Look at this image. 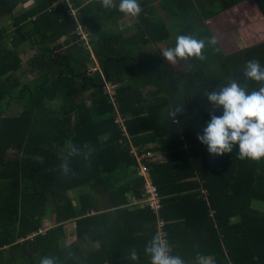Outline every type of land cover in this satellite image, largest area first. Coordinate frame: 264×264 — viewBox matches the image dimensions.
Segmentation results:
<instances>
[{"label":"trees","instance_id":"trees-1","mask_svg":"<svg viewBox=\"0 0 264 264\" xmlns=\"http://www.w3.org/2000/svg\"><path fill=\"white\" fill-rule=\"evenodd\" d=\"M158 1L179 35L205 41L203 58H186L183 72L165 60L148 69L144 49L171 46L165 19L154 18L148 0H137L129 36L116 32L119 0L111 7L102 0H0V264H40L45 256L56 264H150L144 248L157 218L170 254L184 264H200L198 256L264 264V212L253 205L264 202V157L240 159L235 148L210 155L197 140L210 118L206 91L232 80L246 90L260 86L243 68L253 59L264 65V0ZM248 7L262 20L261 29L249 28L255 43L225 52L210 21ZM242 15L248 22V12ZM28 51L35 53L25 61ZM114 101L125 124L116 121ZM150 141V151L164 156L141 162L160 196L158 216L138 203L145 179L132 152V143L142 149ZM71 146L79 151L69 154ZM69 224L78 241L95 245L81 251L80 262L66 244Z\"/></svg>","mask_w":264,"mask_h":264},{"label":"clouds","instance_id":"clouds-1","mask_svg":"<svg viewBox=\"0 0 264 264\" xmlns=\"http://www.w3.org/2000/svg\"><path fill=\"white\" fill-rule=\"evenodd\" d=\"M103 7H111V0H102ZM118 10L128 16H137L141 9L137 0H119ZM209 44L215 43V38H209ZM203 39L193 35H177L173 47L161 51L165 61L175 64L177 59L196 57L202 59ZM243 75L252 81L260 82L258 89L246 90L236 80L217 86L213 91H206L209 120L197 135V140L210 155L220 156L230 153L233 148L240 159L258 160L264 157V65L258 60H249L243 68ZM181 109H176L170 115ZM79 150L71 146L69 154ZM64 173H68L67 163L62 164ZM144 252L150 257V264H184L179 256L170 254L167 241L156 235L149 240ZM133 260L137 258L135 249L131 251ZM200 264H212L203 257H197ZM40 264H56L52 257H42Z\"/></svg>","mask_w":264,"mask_h":264},{"label":"rangeland","instance_id":"rangeland-1","mask_svg":"<svg viewBox=\"0 0 264 264\" xmlns=\"http://www.w3.org/2000/svg\"><path fill=\"white\" fill-rule=\"evenodd\" d=\"M248 5H243V7ZM243 12H248L249 16V24L245 21L244 18L245 15H242ZM250 10V7L246 9V11H242V9H236L232 12H227L225 14H221L210 21V26L212 29V32L216 39L218 40V43L225 52L232 51L233 49L239 50V48H242L244 46L254 44L256 38L253 37V32L249 29L250 27L255 28L256 30L261 29L262 27V20L258 12L255 11V8L253 9V12ZM248 18V17H247ZM246 18V19H247ZM229 25L230 29H228ZM233 26H238L240 28V31L242 34L237 33L233 28ZM179 25L177 23H174V27L171 28V35L169 39L171 47L175 45L176 42V36L179 35L178 28ZM262 37H264V32L261 33ZM27 48L23 49L24 53H26ZM161 49L160 47H155L154 50H148V53H146V57L149 59V70H155L160 67V64L162 61H164V58L161 56ZM145 52V51H144ZM35 53V52H34ZM32 51H28L27 57L24 55V60L26 61L30 56L34 54ZM168 62V61H167ZM171 63V62H168ZM172 64V63H171ZM174 68H176L178 71H185L189 64L185 59L178 58L175 64H172ZM97 67V65H95ZM96 69V68H95ZM93 68L92 71L95 70ZM254 207L260 209V211L264 212V202H254ZM70 228V227H68Z\"/></svg>","mask_w":264,"mask_h":264},{"label":"crops","instance_id":"crops-1","mask_svg":"<svg viewBox=\"0 0 264 264\" xmlns=\"http://www.w3.org/2000/svg\"><path fill=\"white\" fill-rule=\"evenodd\" d=\"M141 1H147V0H139V2ZM149 2H151L150 6L152 7V11L154 13V18H162V19H165V22H166V29L167 31L169 32V34L171 35V28L174 27V23H176V20H173L169 14L167 13V11H165V5H161L160 1L158 2H153V0H148ZM33 4V2H28L26 3L25 5H23V7L27 8V7H31V5ZM72 12H76L75 10H73ZM76 15V13H73ZM117 20H118V25L120 26L119 28H116V32H120L122 31L123 32V35L124 36H129L130 34L132 35L133 33L136 32V23H137V19L133 16H128V15H125V14H121V15H118L117 16ZM102 22H105V20H102ZM106 23V22H105ZM107 27L108 28H111L112 27V24L110 22H107ZM172 46V45H171ZM170 46V47H171ZM158 47H160L161 49H165V48H169V46L167 45H164V44H160ZM154 50V46H147L146 49H144L143 51V54H149L148 53V50ZM146 56V55H145ZM32 57V56H30ZM29 57V58H30ZM115 103V108H116V116L115 118L120 115L121 118H123V121H124V124H125V116H123L122 112L120 111V109L118 108V103ZM126 127V125L124 126ZM126 133L128 134V137H130V134L127 132V128H126ZM154 143H152L151 141L148 142V143H145V145L142 147V149L138 148V146H135L134 143H132V152L134 153V155L137 157V162H138V158H142L140 163L142 162V160H146V161H151V162H154V161H158V162H161L164 160V156L162 153H154L152 151H150V149L152 147H154ZM148 149V151H146ZM150 180V178H149ZM150 182H152L150 180ZM141 208L143 207H147V206H142L140 205ZM149 208V207H148ZM153 213L154 211L149 208ZM70 227V228H68ZM66 233H67V239H66V244H68L70 246V248L72 249L70 252L73 253V262H80V259L79 257H81V251H83V253H88V252H91V248L92 246H95L91 243H88L87 241L86 242H81V241H78L76 238H75V229H74V225H68L66 227ZM76 241L80 242L81 245H76L75 248L72 247V245L74 243H76ZM192 247V246H191ZM170 250V248H169ZM186 252L190 251V250H185ZM193 252V251H192ZM193 256L192 255H189L188 254V258L191 259V257ZM205 261H207L206 259H204Z\"/></svg>","mask_w":264,"mask_h":264},{"label":"built area","instance_id":"built-area-1","mask_svg":"<svg viewBox=\"0 0 264 264\" xmlns=\"http://www.w3.org/2000/svg\"><path fill=\"white\" fill-rule=\"evenodd\" d=\"M75 15V14H74ZM78 34L81 35L83 40H86V44L89 42V34L85 32V29H83L81 26L77 29ZM95 69V68H94ZM98 69V66L96 67L95 70ZM109 91L110 89V83L107 84ZM116 121L120 123H124L123 118H121L120 115L116 117ZM125 132L126 128L124 127ZM141 157L138 158V163H139V171L138 174L142 176L145 179V186H144V199L138 203H140L142 206H147L151 208L158 216L159 210L161 209V204H160V196L158 194V191L156 187L150 182L148 179V175L146 173V167L140 163ZM163 223L162 220L157 218V233L156 235L162 237L165 240V234L162 231Z\"/></svg>","mask_w":264,"mask_h":264},{"label":"bare ground","instance_id":"bare-ground-1","mask_svg":"<svg viewBox=\"0 0 264 264\" xmlns=\"http://www.w3.org/2000/svg\"><path fill=\"white\" fill-rule=\"evenodd\" d=\"M74 13V12H73Z\"/></svg>","mask_w":264,"mask_h":264}]
</instances>
